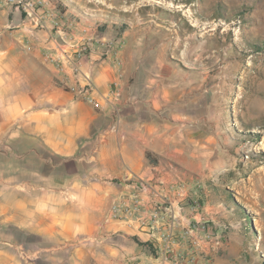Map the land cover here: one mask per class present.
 Segmentation results:
<instances>
[{"label": "crops", "instance_id": "crops-1", "mask_svg": "<svg viewBox=\"0 0 264 264\" xmlns=\"http://www.w3.org/2000/svg\"><path fill=\"white\" fill-rule=\"evenodd\" d=\"M48 1L37 12L44 28L0 3V264H173L180 254L186 264H205L208 243L190 249L175 238L174 253L165 260L141 224L144 218L149 223L158 192H166L174 207L183 204L166 191L172 177L160 175L181 164L182 115L170 87L175 73L166 65H132L128 46L120 45V64H114L106 44L123 42L125 32L113 39L98 23L84 28L75 13L63 11V1ZM50 14L71 26L77 42H91L78 75L58 71L43 57L52 51L66 62L75 52L56 36ZM152 68L148 76L145 69ZM84 76L94 85L93 104L80 93ZM137 178L150 188L141 192ZM136 197L144 208L128 228L112 209ZM182 209L175 233L191 220ZM166 220L161 228L170 230ZM212 259L224 264L223 256Z\"/></svg>", "mask_w": 264, "mask_h": 264}, {"label": "rangeland", "instance_id": "rangeland-1", "mask_svg": "<svg viewBox=\"0 0 264 264\" xmlns=\"http://www.w3.org/2000/svg\"><path fill=\"white\" fill-rule=\"evenodd\" d=\"M36 1L0 3L25 15ZM60 1L84 28L98 23L113 39L125 32L119 48L129 47L132 65H166L176 75L181 164L160 175L184 187L175 223L182 207L191 220L172 235L199 221L220 242L212 258L264 264V0Z\"/></svg>", "mask_w": 264, "mask_h": 264}, {"label": "built area", "instance_id": "built-area-1", "mask_svg": "<svg viewBox=\"0 0 264 264\" xmlns=\"http://www.w3.org/2000/svg\"><path fill=\"white\" fill-rule=\"evenodd\" d=\"M36 6L40 8H48L49 1H36ZM33 3H26L24 12L25 18L32 22L34 26L37 28H44V22L42 17L36 14V8ZM50 22L52 24L53 30L56 36L60 39L63 46H66L68 49H74L75 52L72 56H68L64 58L66 62H63L62 59L58 57L52 51H45L43 57L45 58L46 62L53 65L58 71H65L66 69H70L74 75H78L80 72V65H81V58L88 55L91 52V42L89 40L82 39L80 43L74 39V36L70 32L71 26L64 25L61 20H58V17L54 14H50ZM66 54L64 51H62ZM106 52L107 56L111 57L114 61V64H120L118 59V52H119V43L116 42H109L106 45ZM69 67H66L65 65ZM66 63V64H65ZM85 84L80 93L82 97L87 102L93 104L94 101L90 97V93L94 90V85L88 76H84ZM111 95L117 96L115 90H113ZM116 94V95H115ZM180 179L178 177L175 178L174 182L170 184L166 191H170L174 194L176 199H180L183 202L186 199V195L184 193L183 185H178L180 183ZM138 188L141 192L147 191L150 186L147 181L137 178ZM162 180L158 177L157 178V185H162ZM181 184V183H180ZM161 191V190H160ZM158 204H156L152 211L151 215L149 216V223L146 222V218L142 219V225L148 227L150 231V235L155 240L156 243H159L157 250L159 249L160 257L163 259H167L168 255H172L174 253V245L177 243L175 237L172 235V227L175 225V207L169 198L166 196V192H158L156 195ZM161 208L159 209V206ZM144 208L143 201L141 198L136 197L134 198L133 202L129 204L125 200H121L117 204L114 205L112 209V217L114 219L124 221L128 228H132L133 224L136 221H139V216L141 215L142 209ZM179 208V206H177ZM181 209V208H179ZM163 212L160 213L161 211ZM171 219L169 228L163 230L161 228V220L163 218ZM166 220V221H167ZM146 222V223H145ZM204 224V223H203ZM203 224H200L199 221L189 222L188 226L183 230V234L179 239L181 240V244L185 243L187 247L189 246L190 249H197L201 247L202 244L208 243L209 245L205 248V264H214L212 259V252L215 250L217 246H219V240H210L208 234L205 233V227ZM178 244V243H177ZM182 255H176V259L174 260L173 264H186L184 260H182ZM181 257V258H180ZM188 264H191L188 262Z\"/></svg>", "mask_w": 264, "mask_h": 264}, {"label": "bare ground", "instance_id": "bare-ground-1", "mask_svg": "<svg viewBox=\"0 0 264 264\" xmlns=\"http://www.w3.org/2000/svg\"><path fill=\"white\" fill-rule=\"evenodd\" d=\"M173 6L171 3H169V7Z\"/></svg>", "mask_w": 264, "mask_h": 264}, {"label": "trees", "instance_id": "trees-1", "mask_svg": "<svg viewBox=\"0 0 264 264\" xmlns=\"http://www.w3.org/2000/svg\"><path fill=\"white\" fill-rule=\"evenodd\" d=\"M146 156H147V158H149V154H147Z\"/></svg>", "mask_w": 264, "mask_h": 264}]
</instances>
